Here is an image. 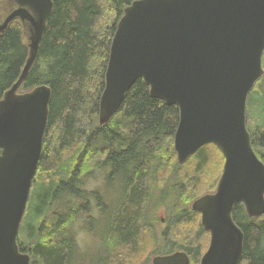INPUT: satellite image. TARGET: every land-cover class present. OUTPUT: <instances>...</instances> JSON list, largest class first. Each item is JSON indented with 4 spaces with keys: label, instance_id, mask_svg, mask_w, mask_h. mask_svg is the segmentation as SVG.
I'll return each mask as SVG.
<instances>
[{
    "label": "trees",
    "instance_id": "16d2710c",
    "mask_svg": "<svg viewBox=\"0 0 264 264\" xmlns=\"http://www.w3.org/2000/svg\"><path fill=\"white\" fill-rule=\"evenodd\" d=\"M135 1L53 0L38 61L19 91L26 93L41 85L52 91L32 187L37 206L29 213V222L34 223L29 234L38 260L34 264H67L72 245L58 235L78 216L86 221L92 216L88 221L92 234L100 239V254L93 258L97 264H151L156 256L178 251L185 252L191 264H200L208 250L209 235L192 204L215 192L225 163L220 150L206 145L179 165L174 149L179 109L152 98L142 79L127 92L109 124L99 125L112 41L126 8ZM26 43L20 20L0 36V100L22 73L29 56ZM251 115L254 124H248V131L264 162V78L249 96L248 119ZM98 173L106 191L87 188ZM66 193L71 205L64 208L76 212L56 216L51 229L39 228L50 209L60 214ZM163 204L168 213L164 232L158 218ZM233 218L245 237L239 264H264V216L249 218L244 205L237 204ZM25 228L23 222L18 239L21 251ZM85 255L90 256L81 253Z\"/></svg>",
    "mask_w": 264,
    "mask_h": 264
},
{
    "label": "water",
    "instance_id": "95a60500",
    "mask_svg": "<svg viewBox=\"0 0 264 264\" xmlns=\"http://www.w3.org/2000/svg\"><path fill=\"white\" fill-rule=\"evenodd\" d=\"M13 8L0 22L24 26L29 56L18 81L0 100V264H30L18 237L41 159L51 88L20 93L38 61L54 9L53 0H0ZM264 0H137L126 8L112 41L99 125L109 124L127 92L142 79L152 98L177 106L174 138L178 164L202 147L216 146L225 163L215 193L197 199L193 211L210 234L200 264H239L244 233L233 211L264 216V162L247 127L248 99L264 78ZM151 264H191L182 251Z\"/></svg>",
    "mask_w": 264,
    "mask_h": 264
},
{
    "label": "flooded vegetation",
    "instance_id": "af4514ba",
    "mask_svg": "<svg viewBox=\"0 0 264 264\" xmlns=\"http://www.w3.org/2000/svg\"><path fill=\"white\" fill-rule=\"evenodd\" d=\"M87 188L92 191V189L89 187V182L87 183ZM66 196H67V201H66L65 197H62L63 201H61V206L63 208L59 211L60 214L54 213L55 210L50 209V211H48L45 215L46 220L43 222V224L38 226L39 228L42 226L41 228L43 230H47L48 228L51 229V227H50L51 223L50 222L53 219H55L56 216L63 218L67 215H71V214H69L71 212L73 214L76 212V210L74 211V210H69V209L64 208V206L71 205V202L69 200V196L67 193H66ZM29 203H30V199L28 202L26 214L28 212ZM165 204H163L164 207L160 208L159 214H158V218H159L160 213H163V216H164V217H161V219L159 218L161 220V223H162L161 227H163L165 225V223H166L165 218H166V216H168V213L166 212L167 209H166ZM87 205H88V207H90L92 205V200ZM88 212L92 213V209ZM26 214H25V216H26ZM88 215H89V213H88ZM24 220H25V217H24ZM24 220H23V222H24ZM89 220L92 221V216L88 217L87 221L85 219L82 220L79 216L76 217V219L71 218L68 221L67 228L64 230H61L59 232V235H58L59 240L68 242L72 245L71 256L69 257L67 264H92V257L91 256H89V255L81 256V253H84V254L89 253V251L87 249V248H89L88 246L90 243L89 236L92 237V224L90 222H88ZM200 220H201V215H200ZM81 224H82V226H81ZM33 226H34V223L32 222V220L30 222L26 221V227H28V228H25L26 231L24 232V234H25L24 239H22V244H23V246H25V249L22 251L20 250L23 254H26L30 257V264H34V262L38 261V260H36V258L34 256L35 255L34 254V248H35L34 245L35 244H33L34 242H32L33 239H32L31 233L29 234V232H30L29 229H31ZM21 227H22V225H21ZM20 231H21V229H20ZM164 231H166L165 228L162 232H164ZM203 231H204V229H203ZM82 234H83V237L81 238ZM205 234L209 235V244H210V234L207 232H205Z\"/></svg>",
    "mask_w": 264,
    "mask_h": 264
},
{
    "label": "rangeland",
    "instance_id": "374dc122",
    "mask_svg": "<svg viewBox=\"0 0 264 264\" xmlns=\"http://www.w3.org/2000/svg\"><path fill=\"white\" fill-rule=\"evenodd\" d=\"M13 6L14 5L11 3V4L6 5L3 9L0 10V22L5 18V16L13 8ZM249 108H250V106H249ZM253 118H254L253 115H251V117L248 119V124H250V125H253L254 124V119ZM203 186H205V184ZM89 187L92 190H102V189L105 190V188H104V181H103L102 175L98 173L93 178H91L89 180ZM35 196H36V192L32 190L31 191V197H30V203H31V205L29 203L28 213L26 214V217H25V220H24V225H25L26 221L27 222L29 221L30 209H31V211H33L35 209V207L37 206V200H36ZM161 217H164L163 216V213H160L159 218H161ZM30 220H31V218H30ZM81 226H82V224H81ZM165 227L166 226L160 227V230L163 231ZM98 229H99V231H101L102 228H97V230ZM24 235H25L24 233H21L20 238L21 239H24ZM82 237H83V234L81 235V238ZM89 241H90L89 246H88L89 248H87V249L89 251L90 256L92 257V261H93L92 263L93 264H97L96 263V260L97 259L93 260V258L94 257L97 258L98 254H100V252H99V250H100V239H99V235L92 234V237L89 236Z\"/></svg>",
    "mask_w": 264,
    "mask_h": 264
}]
</instances>
